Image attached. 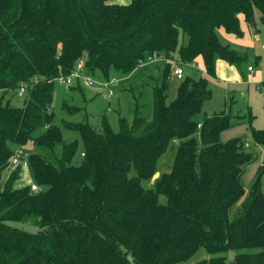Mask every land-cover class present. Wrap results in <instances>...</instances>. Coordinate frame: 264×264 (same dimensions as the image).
Wrapping results in <instances>:
<instances>
[{
    "label": "trees",
    "instance_id": "obj_1",
    "mask_svg": "<svg viewBox=\"0 0 264 264\" xmlns=\"http://www.w3.org/2000/svg\"><path fill=\"white\" fill-rule=\"evenodd\" d=\"M256 14L264 26V0H0V92L39 80L22 107L0 103V175L15 149L32 146L38 188H16L18 170L3 184L0 264H187L200 250L207 257L195 264H264V168L244 196L241 176L254 156L242 139H219L242 118L202 114L205 79L186 77L166 103L172 62H199L212 77L219 60L246 65L216 31L242 37L241 22L254 26ZM153 54L165 69L149 122L137 99L132 122L120 120L116 132L104 117L98 128L57 124L48 80L79 62L85 75L126 77ZM60 108L75 112L65 101ZM62 127L77 139L65 141ZM251 139L264 148V129L252 128ZM172 143L170 170L144 188ZM30 217L40 221L37 233L9 225Z\"/></svg>",
    "mask_w": 264,
    "mask_h": 264
},
{
    "label": "rangeland",
    "instance_id": "obj_2",
    "mask_svg": "<svg viewBox=\"0 0 264 264\" xmlns=\"http://www.w3.org/2000/svg\"><path fill=\"white\" fill-rule=\"evenodd\" d=\"M131 0H108V4H128ZM257 16V15H256ZM255 16L254 26H251L253 35H258L259 38L254 42L253 48L250 47L243 52L246 56V62L254 63L253 55L259 56L263 60V64L258 63L256 69L258 72H262L264 76V26L259 20V17ZM236 37V36H235ZM239 39L240 37H236ZM262 46V47H261ZM252 60V61H251ZM199 63V62H198ZM171 76L167 81V99L166 103H170L176 98L177 88L186 77H190L193 80L205 79L208 90L210 91V98L203 102L202 114L208 116L213 114L224 113L228 116L241 117L240 124L231 125L227 130L223 131L219 139L221 142H227L236 138L242 139L248 144V150L253 154L254 159L245 166L244 173L241 176V182L244 189V196L248 195L251 183L255 177L256 172L259 168H264V148L255 145L251 139V129H264V89L256 90L255 82L260 84L264 82V79L257 80L254 78L246 81V70L244 66L236 67L235 71L238 72L239 80H227L224 77L215 74L214 77L206 76V74L199 67H193L191 65H184V76L181 81L176 80L173 77V71L176 65L172 62ZM228 64V63H227ZM230 65V64H229ZM254 65V64H253ZM232 66V65H231ZM165 69L164 60L158 56V59L149 60L136 68L134 72L126 77L118 76L115 73L108 78L110 80L117 79V85L112 87L113 94L108 96V92L105 88L97 86H91L86 79H75L68 86H61L55 84L53 86L51 108L55 114V121L58 125H61L60 120L65 122H87L95 128L100 127L101 121L106 118L112 131L116 132L119 129V121L122 120L127 125L133 120V109L135 108L136 101L140 105H143L142 115L146 121H150L152 117V88L157 84V80L163 74ZM89 77L94 81L105 79L99 73L96 75H83ZM254 81V82H253ZM32 83L28 86V89L20 94L18 89L12 92H6L2 94L0 92V103H10L14 107H22L23 101L27 99V93L29 87H34ZM65 101L69 107L75 112L71 115L64 114L61 111V103ZM63 138L65 141H71L77 139V136L70 134L63 127L61 128ZM175 143L169 145L165 153L158 160L156 166V173L154 176L143 182L144 188H152L154 180L162 173L168 172L173 164L175 158ZM22 149V148H21ZM25 153L27 160L28 156L33 151L32 146L24 147L22 149ZM82 148L79 145L75 156L72 159V164H78L80 162V155ZM61 147L55 150V154L60 155ZM28 161V160H27ZM19 171L18 177L15 181L14 186L21 188L30 184H34L31 180L29 165L24 166L8 164L7 168L2 171L0 175V191L2 190L3 184L6 182L8 177L14 171ZM261 188L264 192V172L261 176ZM244 199V198H243ZM241 199L231 209L230 216L233 217L237 214L240 209ZM10 226L19 230L37 233L39 231L40 221L37 217H30L20 222H10ZM207 255L204 250H200L196 253L187 264H195L197 261L206 258Z\"/></svg>",
    "mask_w": 264,
    "mask_h": 264
},
{
    "label": "crops",
    "instance_id": "obj_3",
    "mask_svg": "<svg viewBox=\"0 0 264 264\" xmlns=\"http://www.w3.org/2000/svg\"><path fill=\"white\" fill-rule=\"evenodd\" d=\"M257 16L259 17V15H257ZM241 30H242L243 34H242V37H240L239 39H237L234 35L225 33L223 29H218L216 31V34H217L218 39L222 43V45L228 46L231 49H234L235 51L243 54V52L246 51L248 48H249V50H250V47L253 48V44L255 41H257L259 36L253 35L251 26L249 24L243 22V21L241 22ZM253 61H254V63H251V64L248 63V64H246V66H244V70H246V72H247L246 73V81L250 80V76L248 74L252 75L251 79L254 78L255 80H257V77H259V79H261V80L264 79V76H262V72L261 71L258 72L257 70H255L256 69L255 65H257L258 63H261V65H262L263 60L259 56H255V54H254L253 55ZM197 64H200V63H197ZM193 65H194L193 67L201 66V69L205 73L204 68L201 64L198 66V65H196V63H194ZM248 67L252 68L251 72L248 71ZM215 74H217L218 76L224 77V79L234 80V81H238L239 77H240L238 75V72L235 71L234 66L227 64L223 60L217 61L216 66H215ZM249 85H251V86L255 85L256 90L264 89V82H262L261 84H260V82L259 83L255 82V84H249Z\"/></svg>",
    "mask_w": 264,
    "mask_h": 264
},
{
    "label": "built area",
    "instance_id": "obj_4",
    "mask_svg": "<svg viewBox=\"0 0 264 264\" xmlns=\"http://www.w3.org/2000/svg\"><path fill=\"white\" fill-rule=\"evenodd\" d=\"M158 59V56L156 54H153L149 60L152 59ZM191 66H194L193 64H191ZM184 65H176L173 71V77L180 81L183 79L184 76ZM248 71L251 72L252 68L248 67ZM83 75V63L79 62L77 63L75 69L67 76L64 75H59L53 79L48 80V83H52L53 85L57 84V85H61V86H68L70 85L75 79L80 78V79H86L87 82H89V84L93 87V86H99L102 88H105L108 92V96H112L113 91H112V87H115L117 85L118 80L117 79H113L110 81L107 80H99V81H94L92 79H90L89 77H84ZM39 82V80L37 78H34L30 81V83H20L18 86V91L20 92V94L24 93L27 89L28 86L31 85L32 83L34 85H36ZM31 88V87H29ZM11 164L13 165H20L23 164L24 166L27 165V160L25 158V153L21 148H17L14 150L13 156L11 158ZM31 191L33 194H37L38 193V188L36 185L31 184Z\"/></svg>",
    "mask_w": 264,
    "mask_h": 264
}]
</instances>
